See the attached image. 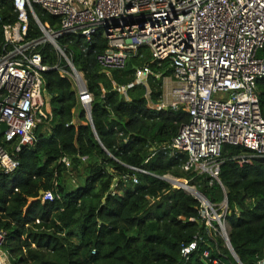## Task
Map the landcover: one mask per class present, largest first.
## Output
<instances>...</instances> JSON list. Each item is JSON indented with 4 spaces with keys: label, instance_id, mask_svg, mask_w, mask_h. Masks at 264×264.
<instances>
[{
    "label": "trees",
    "instance_id": "obj_1",
    "mask_svg": "<svg viewBox=\"0 0 264 264\" xmlns=\"http://www.w3.org/2000/svg\"><path fill=\"white\" fill-rule=\"evenodd\" d=\"M34 9L42 22L56 27V17L38 5ZM0 15L1 45L3 24L16 19L10 0H0ZM30 19L29 36L40 37L39 27ZM102 34L99 29L90 41L66 34L58 41L68 44L73 63L93 94V125L72 83L55 70L47 71L51 117L37 125V140L20 153L19 168L13 173L0 168V231L6 232L3 248L12 264H180L182 245L196 235L204 242L189 264H205V250L210 259L239 264L224 240L207 232L200 201L174 187L165 175L189 180L216 206L227 199L225 219L232 246L243 264H258L264 253V159L240 165L236 158L251 151L225 144L220 170L224 188L217 182L210 185L209 176L184 172L181 165L187 155L175 157L160 147L190 121L189 113L183 107H151L146 98L150 92L151 101L157 103L163 95V79L171 75L168 63L151 65L160 76L150 75L147 85L135 78L136 68L151 60L145 48L126 68L104 70L97 62V54L108 48ZM39 51L44 62L55 64L51 44ZM257 89L264 117V77L257 80ZM44 127L49 130L43 132ZM125 172L135 174L138 182L121 180ZM48 191L51 198L44 197ZM208 264L214 263L208 260Z\"/></svg>",
    "mask_w": 264,
    "mask_h": 264
},
{
    "label": "built area",
    "instance_id": "obj_2",
    "mask_svg": "<svg viewBox=\"0 0 264 264\" xmlns=\"http://www.w3.org/2000/svg\"><path fill=\"white\" fill-rule=\"evenodd\" d=\"M10 1L16 19L3 24L0 45V168L5 173L19 168L20 153L37 140V125L51 117L45 72L55 70L72 83L90 119L93 94L84 73L73 63L68 44L58 41L66 34L90 41L99 29L108 44L97 54L104 70L126 68L132 59L142 56L140 50L145 48L151 60L136 68L135 78L137 83L147 85L150 75L160 76L151 65L168 63L171 75L163 79V95L157 103L151 101L150 92L146 98L151 107H183L189 113L190 121L172 141L160 147L175 157L187 155L181 165L184 172H192L194 177L209 176L210 185L217 182L223 186L220 170L225 144L251 151L236 158L240 165L252 163L254 158L264 159V117L257 91V80L264 77V0ZM35 5L57 18V28L39 19ZM31 16L40 37L29 36ZM46 44L56 52L53 66L44 62L39 51ZM62 162L70 166L67 157ZM164 179L176 187L170 180L177 177L165 175ZM121 180L138 182L130 172L123 173ZM117 185L118 179L112 194ZM44 197L51 198L52 193L48 191ZM198 200L207 232L213 239L220 236L235 259L228 244V204L225 200L218 206L204 198ZM5 237L6 232L0 231V264H12L10 253L3 248ZM201 242L203 237L196 235L182 245L180 264H189ZM203 258L214 264H229L221 258L210 259L209 250L203 252ZM258 264H264V253Z\"/></svg>",
    "mask_w": 264,
    "mask_h": 264
},
{
    "label": "water",
    "instance_id": "obj_3",
    "mask_svg": "<svg viewBox=\"0 0 264 264\" xmlns=\"http://www.w3.org/2000/svg\"><path fill=\"white\" fill-rule=\"evenodd\" d=\"M73 91H74V89H73ZM89 120H90V122H91L92 125H93L91 111H90V119H89ZM93 129H94V127H93ZM4 130H5V126L2 127V131H4ZM94 135L97 137V133H96L95 129H94ZM97 138H98V137H97ZM105 150H106V149H105ZM179 180H180V179H171L170 181H171L174 185H176V187L181 188V189H184L186 192H188V193L192 194L193 196H195L196 199H198V198H204V199L208 200L207 197L205 196V194H203L201 191H199V190H197V189H195V191H191V190H189L187 187H184L183 185H178V183L180 184ZM189 187H193V186H192V185H189ZM40 194L42 195L43 192L40 191ZM40 199H41V197H39V198H37V199H32L31 202H30V204H31L33 201H35V200H40ZM225 202H226V204H228L227 199L225 200ZM228 244H229V248H230V250L232 251V253H233L235 259L237 260V262H238L239 264H243V263L241 262L240 258L238 257L237 253L235 252V250H234V248H233V246H232V243H231V241H230V238L228 239ZM205 264H208V262L205 261Z\"/></svg>",
    "mask_w": 264,
    "mask_h": 264
},
{
    "label": "bare ground",
    "instance_id": "obj_4",
    "mask_svg": "<svg viewBox=\"0 0 264 264\" xmlns=\"http://www.w3.org/2000/svg\"><path fill=\"white\" fill-rule=\"evenodd\" d=\"M179 182L180 184L178 183V185H183L184 187H187L189 190L195 191V189H193L192 187H189L190 184L187 183L185 179H180Z\"/></svg>",
    "mask_w": 264,
    "mask_h": 264
},
{
    "label": "rangeland",
    "instance_id": "obj_5",
    "mask_svg": "<svg viewBox=\"0 0 264 264\" xmlns=\"http://www.w3.org/2000/svg\"><path fill=\"white\" fill-rule=\"evenodd\" d=\"M49 108H50V106H49ZM178 179H184V178H178ZM185 180H187V179H185ZM77 182H78V180H76ZM194 186V185H193Z\"/></svg>",
    "mask_w": 264,
    "mask_h": 264
},
{
    "label": "crops",
    "instance_id": "obj_6",
    "mask_svg": "<svg viewBox=\"0 0 264 264\" xmlns=\"http://www.w3.org/2000/svg\"><path fill=\"white\" fill-rule=\"evenodd\" d=\"M50 109H51V107H50Z\"/></svg>",
    "mask_w": 264,
    "mask_h": 264
}]
</instances>
